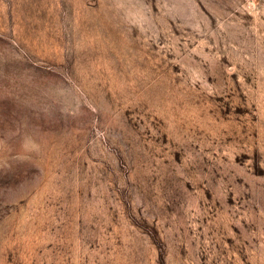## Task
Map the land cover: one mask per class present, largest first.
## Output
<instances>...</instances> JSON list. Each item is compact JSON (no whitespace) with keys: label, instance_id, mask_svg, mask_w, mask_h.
I'll list each match as a JSON object with an SVG mask.
<instances>
[{"label":"rangeland","instance_id":"rangeland-1","mask_svg":"<svg viewBox=\"0 0 264 264\" xmlns=\"http://www.w3.org/2000/svg\"><path fill=\"white\" fill-rule=\"evenodd\" d=\"M0 264H264V0H0Z\"/></svg>","mask_w":264,"mask_h":264}]
</instances>
